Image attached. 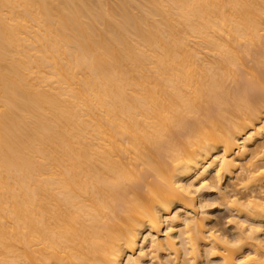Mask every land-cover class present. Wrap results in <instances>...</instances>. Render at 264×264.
<instances>
[{"label": "bare ground", "instance_id": "6f19581e", "mask_svg": "<svg viewBox=\"0 0 264 264\" xmlns=\"http://www.w3.org/2000/svg\"><path fill=\"white\" fill-rule=\"evenodd\" d=\"M239 73L264 94V0H0V264H264Z\"/></svg>", "mask_w": 264, "mask_h": 264}, {"label": "rangeland", "instance_id": "374dc122", "mask_svg": "<svg viewBox=\"0 0 264 264\" xmlns=\"http://www.w3.org/2000/svg\"><path fill=\"white\" fill-rule=\"evenodd\" d=\"M239 74L243 75L241 73H239ZM238 79H237L236 83H238V85H240L243 90L246 89V93L248 94L250 99H252V101H256L257 103L258 102L260 103L261 98H262V101L264 100V94H263V89H261V86H262L261 84H260L261 85L260 87L257 85L259 83L252 84L251 83L252 81L248 80L247 77H245L244 75ZM201 110H203V109H200L198 111L200 112ZM263 141H264V134H263V136H260V138L257 139V142H259V143H261ZM251 147L253 148L254 146H251ZM263 163H264V161L258 160L255 163V166L260 167L263 165ZM142 177H143V175L140 178V182L143 180V178L145 176L143 178ZM149 182H150L151 186H154L156 183V177L155 176L151 177L149 179ZM222 183H223V187L226 186V189H232L230 192L231 193L237 192L238 196H242L243 194H245L246 192L249 191L248 188H246V189L240 188V189L234 190V187L232 186V184L233 185H235V184L231 183L228 179H225ZM246 186H249V185H246ZM237 188H238V186H237ZM263 191H264V189H263ZM208 198L214 202L216 200V204H213L212 206L209 207V209L211 211H214V212H211V215L208 218L209 225L215 227L216 229L223 231L224 233H232V226L233 225H232V222L230 221V219L232 218L234 212L227 205L225 198L221 194H218V193H212V194L208 195ZM214 259H216L215 256H208L206 259L202 258V260L205 261L204 264H215L213 261Z\"/></svg>", "mask_w": 264, "mask_h": 264}]
</instances>
